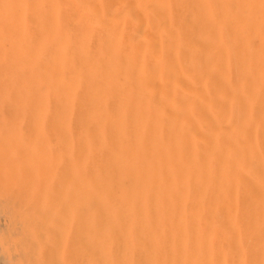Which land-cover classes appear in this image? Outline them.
Segmentation results:
<instances>
[{"label":"bare ground","instance_id":"6f19581e","mask_svg":"<svg viewBox=\"0 0 264 264\" xmlns=\"http://www.w3.org/2000/svg\"><path fill=\"white\" fill-rule=\"evenodd\" d=\"M0 131L61 264H264V0H0Z\"/></svg>","mask_w":264,"mask_h":264},{"label":"rangeland","instance_id":"374dc122","mask_svg":"<svg viewBox=\"0 0 264 264\" xmlns=\"http://www.w3.org/2000/svg\"><path fill=\"white\" fill-rule=\"evenodd\" d=\"M11 133L10 132H1L0 131V170H2V167L4 166L3 164L4 163H6L7 162V156H9V154H10V150L11 149H13V148H16V147H21V144L22 143H24V145L22 144V146L23 147H26V148H24V149H26L27 151H28V145L30 146V149H33V151H36L37 152V154L39 155V154H41L42 152H44V150L45 151H48V147L46 146V145H44V144H42V143H39V142H37V141H31V142H29V143H26L25 141H22V140H19V139H15V138H11L10 135ZM13 134V133H12ZM15 134V133H14ZM16 134H18V133H16ZM20 135H23L22 133H19ZM6 136H7V138H6ZM8 136H9V138H8ZM14 136H16V135H14ZM18 142H20V143H18ZM34 142V143H33ZM16 150H17V148H16ZM19 150V149H18ZM20 150H21V148H20ZM19 150V151H20ZM22 150H23V148H22ZM26 150H24V151H26ZM15 151V150H14ZM9 153V154H8ZM13 153V152H12ZM6 156V157H5ZM5 158V159H4ZM5 160H6V162H5ZM2 162V163H1ZM7 164V163H6ZM22 164V163H21ZM20 164V165H21ZM9 165V164H8ZM11 166H13V169H14V167L16 166L17 167V169H19V167L17 166V164H10ZM10 165H9V167H10ZM18 165H19V163H18ZM23 165V164H22ZM21 165V166H22ZM2 166V167H1ZM6 166V165H5ZM20 166V168L21 169H23L22 167ZM3 168H5L6 169V171L8 172V170H9V172H10V170L12 169L11 167H10V169L7 167H3ZM27 167H24V169H26ZM5 169H4V172L2 171V174H3V176L5 177V179H4V177L3 176H1V177H3V178H0V179H2V181L4 180V182H7L6 180L8 179V180H13L15 177H18V175L20 174V173H18V174H15V177L14 176H12V173L10 172L9 174H10V176H7L8 175V173L7 172H5ZM8 169V170H7ZM12 169V170H13ZM23 169V170H24ZM11 170V171H12ZM14 170H16V168L14 169ZM14 170L12 171V172H14ZM20 170V169H19ZM23 170H20V171H22L23 173H26L25 171H23ZM26 171L28 172V169H26ZM22 172H21V174H22ZM7 173V174H6ZM16 173V172H15ZM0 174H1V171H0ZM14 175V174H13ZM17 175V176H16ZM11 176L13 177V178H11ZM6 177H9V178H11V179H9V178H6ZM19 177H20V175H19ZM2 181H0V182H2ZM10 182V181H9ZM3 183V182H2ZM2 183H0L1 185H2V187H4L5 188V185H6V183H3L4 184V186H3V184ZM8 184H10V183H7V185ZM1 185H0V190L2 189L1 188ZM6 185V186H7ZM9 187V188H8ZM7 187V189L5 190V192L7 193V196L5 197V195H6V193H5V195H3V194H1L0 193V245L2 244H4V241H5V246H7V247H9L11 244H12V241H13V244L16 242L17 244H19V246H17V250H19L18 252H14V254H16V255H12L11 253L9 254L8 253V255H7V253H6V250L7 249H9V248H7V247H5V246H3V247H5L6 249H4V251H5V253H3V247H2V250L0 249V264H9L10 262H13V263H15V261L14 260H23V264H26V263H28V264H37V262L36 261H38V259H40L38 262V264H44L43 262H45V261H47V263L48 264H61L62 262L60 261V259H61V256H60V258L58 257V254H60V251H59V249H60V247H59V242L61 243V237L60 236H58L59 235V233L61 234V230H59L58 229V227L61 229V225H59L58 223V225L57 224H54L53 222H52V220L53 221H55L56 219L52 216V218L50 219V218H47L48 216H50L51 217V215L52 214H48V215H45L46 216V218L49 220V222H51L50 223V226L51 225H54V227H52V228H54V230H56L57 229V231H54L51 227L50 228H48V229H50V234H49V232L48 231H45V230H47V228H46V226H47V224H45L46 222L47 223H49L48 222V220H46V218L44 217L43 218V216H44V213L43 212H41L40 211V209L41 208H39V210H38V212L40 213L39 215L40 216H38V217H42L41 219L42 220H44L45 219V221L44 222H42L43 224L41 225V223H40V218H38L39 220H37V216L36 215H32V214H35V210L34 211H32L31 212V214H27V215H25L27 212H26V209H25V212H23L24 211V209H21L22 207L20 206V204H19V202L21 203V200H16V197L18 196V199L20 198L19 197V195H15V194H12V190H11V187L10 186H8ZM3 188V189H4ZM8 190V191H7ZM9 190H11V191H9ZM4 191V190H3ZM1 192H2V190H1ZM10 193V195L11 196H13V195H15L13 198L10 196L9 197V194ZM39 197H41L42 198V196H41V194H39L38 195ZM9 197V198H8ZM15 198V199H14ZM38 198V197H37ZM21 199V198H20ZM39 199V198H38ZM18 201V203L17 204H19V206L21 207H19L15 202H17ZM38 203H40V201H42V199H39V201L38 200H36ZM41 204V203H40ZM39 204V206H41ZM15 205V206H14ZM22 206H23V204H21ZM17 206H18V208H17ZM7 207V208H6ZM9 207V208H8ZM12 207H14L13 209H12ZM16 207V208H15ZM23 208H25L24 206H23ZM20 210H22V212H20ZM6 211V212H5ZM14 211H16V213L14 212ZM8 212V213H7ZM34 212V213H33ZM37 212V209H36V213H38ZM23 213H24V215H23ZM43 215H42V214ZM8 215H10V216H8ZM14 215V216H13ZM19 215L22 217V219H21V217L18 219V217H19ZM23 215V216H22ZM38 215V214H37ZM11 216H12V218H11ZM35 217V219L33 220L31 217ZM9 219V221L10 222H8V220L7 219ZM16 220L15 222H13L14 221V219ZM18 220H17V219ZM27 218V219H26ZM29 218L30 219H32V220H30L28 223L26 222V221H28L29 220ZM55 220H54V219ZM12 221H11V220ZM22 220V221H21ZM58 220V219H57ZM17 221H19L18 223H17ZM33 221V222H32ZM11 222H12V224H11ZM22 222V223H21ZM24 222H25V225L26 226H23V224H24ZM36 222V223H35ZM57 222H59V220L57 221ZM9 223V224H8ZM21 223V224H20ZM60 223V222H59ZM18 224V225H17ZM37 224H40L41 226H38ZM15 225V226H14ZM17 225V226H16ZM21 226V228H20V226ZM37 225V226H36ZM55 225L56 226H58L57 228L55 227ZM13 226V227H12ZM19 226V230L17 229V227ZM26 227V229H24L23 227ZM31 226V227H30ZM48 226H49V224H48ZM30 227V228H29ZM41 227V228H40ZM44 227V228H43ZM13 228L16 230L15 231V233H14V230H13ZM56 228V229H55ZM21 229H24L23 231L21 230ZM29 232H28V231ZM43 230H44V232H45V234L43 233ZM58 230L60 231V232H58ZM24 232V233H23ZM31 232H33L32 234H31ZM38 232L40 233H43V235H45L44 237L46 238V239H44V237H43V235H41V233L40 234H38ZM18 233V234H17ZM20 233H21V235H20ZM23 233V234H22ZM30 233V234H29ZM28 234V235H27ZM9 235H10V237H9ZM15 235V236H14ZM24 235H26V236H24ZM34 235H36V239H33V237L35 238V236ZM38 235V236H37ZM50 235H52V237L50 238ZM17 236H21V237H24V238H22V240H21V237H17ZM31 236V237H30ZM13 237V238H12ZM16 237V238H15ZM38 237H43L42 239H44V241L46 242L45 244H42V243H44V241L43 242H41L42 241V239L40 240V238H39V241H33V240H37L38 239ZM60 237V238H59ZM26 238V239H25ZM28 238V239H27ZM32 238V242L30 241V239ZM12 240V241H11ZM24 240H27V241H24ZM52 242H51V241ZM15 241V242H14ZM18 241V242H17ZM23 241H24V243H30L29 244V246H27L28 244H24L23 243ZM3 242V243H2ZM20 242V243H19ZM34 242V243H33ZM39 242L41 243L40 245H39ZM48 242H50L49 244H50V248L49 247H47L49 244H47ZM7 243H11L10 245L9 244H7ZM38 243V244H37ZM12 244V245H13ZM23 244L24 245H26V246H23ZM31 244H34L33 245V247H32V245ZM36 244V245H35ZM1 245V246H2ZM31 245V246H30ZM42 245V246H41ZM43 245L45 246V245H47L46 247L48 248V249H46V247H44L43 248ZM52 245V246H51ZM1 246H0V248H1ZM20 246H22V247H20ZM37 246V247H36ZM40 246V247H39ZM20 247V248H19ZM26 248V247H28L27 249H23V248ZM29 247H30V250H32L31 251V253L30 252H28V250H29ZM34 247H36L35 249H34ZM39 247V248H38ZM19 248V249H18ZM42 248V249H41ZM37 249H38V251H39V253L38 254H35L34 255V257H36V259L37 260H35V258L32 256V254H34L33 253V250H34V252L36 253V252H38L37 251ZM36 250V251H35ZM43 250H45V252L47 253H45L44 252V258L45 259H43V257H41V255L43 254L42 252H43ZM9 252V251H8ZM25 252L28 254V253H30V254H28L29 256H28V260L30 259V255L32 256V259L34 258V262H31V261H28V262H26V260H27V258L25 257ZM24 253V254H23ZM45 254H46V256H45ZM24 255V256H23ZM40 255V256H39ZM47 256H48V258H47ZM39 257V258H38ZM13 260H12V259ZM42 258V259H41ZM46 258H47V260H46ZM57 258H59V260L57 259ZM31 259V260H32ZM11 260V261H10ZM18 260H17V262H18ZM25 260V261H24ZM41 260H43V261H41ZM57 260H58V262H57ZM61 263H60V262ZM21 262V261H20ZM26 262V263H25ZM31 262V263H30ZM12 263V264H13ZM47 263H45V264H47Z\"/></svg>","mask_w":264,"mask_h":264}]
</instances>
